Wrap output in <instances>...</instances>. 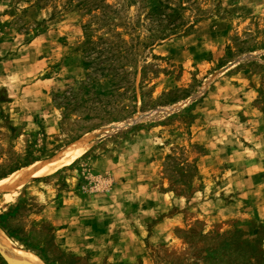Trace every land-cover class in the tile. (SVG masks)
Returning a JSON list of instances; mask_svg holds the SVG:
<instances>
[{"label":"rangeland","instance_id":"obj_1","mask_svg":"<svg viewBox=\"0 0 264 264\" xmlns=\"http://www.w3.org/2000/svg\"><path fill=\"white\" fill-rule=\"evenodd\" d=\"M86 136L0 192L20 248L264 264V0H0V180Z\"/></svg>","mask_w":264,"mask_h":264},{"label":"bare ground","instance_id":"obj_2","mask_svg":"<svg viewBox=\"0 0 264 264\" xmlns=\"http://www.w3.org/2000/svg\"><path fill=\"white\" fill-rule=\"evenodd\" d=\"M94 144V137L86 136L61 149L52 157L23 166L0 180V192L23 187L30 181L55 173L85 154ZM0 252L11 264H48L33 251L20 248L0 226Z\"/></svg>","mask_w":264,"mask_h":264}]
</instances>
